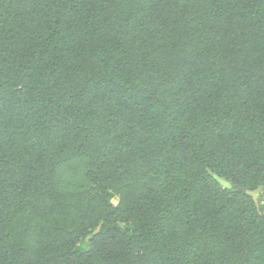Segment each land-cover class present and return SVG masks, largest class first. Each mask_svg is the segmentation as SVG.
I'll use <instances>...</instances> for the list:
<instances>
[{
  "label": "trees",
  "instance_id": "1",
  "mask_svg": "<svg viewBox=\"0 0 264 264\" xmlns=\"http://www.w3.org/2000/svg\"><path fill=\"white\" fill-rule=\"evenodd\" d=\"M214 175L264 187V0H0V264H264Z\"/></svg>",
  "mask_w": 264,
  "mask_h": 264
},
{
  "label": "rangeland",
  "instance_id": "2",
  "mask_svg": "<svg viewBox=\"0 0 264 264\" xmlns=\"http://www.w3.org/2000/svg\"><path fill=\"white\" fill-rule=\"evenodd\" d=\"M214 177L223 189H228V190L233 189L235 191L242 192V193L249 195L254 200L258 212L260 214H264V202L260 200L261 196L264 194V187L263 186H259L255 189L239 188V187H234L229 181H227L226 179H224L222 177H219L217 175H214ZM113 203L115 205L118 204V197L117 196H114Z\"/></svg>",
  "mask_w": 264,
  "mask_h": 264
}]
</instances>
